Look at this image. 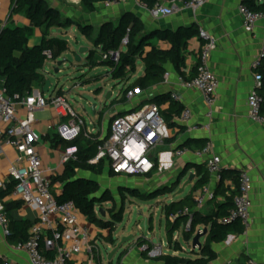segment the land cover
<instances>
[{"label": "crops", "instance_id": "obj_1", "mask_svg": "<svg viewBox=\"0 0 264 264\" xmlns=\"http://www.w3.org/2000/svg\"><path fill=\"white\" fill-rule=\"evenodd\" d=\"M243 1L211 0V2L196 12L183 9L182 4L176 1L173 4L176 9L173 16L154 19L150 15L149 9L142 5L139 0H124L117 6L101 5L98 11L93 14L84 13L80 7L83 13L79 14L75 20L80 24L92 25L96 32H98L102 24L112 22L117 25L121 16L126 12H130L143 22L146 32L166 29L175 31L195 25L200 31H205L216 41L217 47L212 54L209 66L219 78L220 85L217 91V100L213 108L212 120H209L206 116L208 110L202 94L196 90L186 89L180 83V76L171 65L167 66L169 74L168 82L164 81L146 92L135 95L132 99L124 95V91L132 86L144 73L138 77L136 72V74L129 76L127 79L118 81L123 88L122 94L116 101L111 103L112 106L108 111V117L110 122H112L115 116H123L144 105L154 104L150 101L159 95L169 94L172 100L173 95L179 97V101L177 102L185 110L191 111L192 118L186 125L179 123V117L175 118L176 123L183 129H169L170 144H165L164 141L163 144L158 146L155 151L154 162L158 165V169L156 170L157 176L170 180L174 176L177 177L184 168L188 171L187 176L194 174L196 177L198 166H206V163L213 156L220 157L222 161L221 167L228 172V175L224 179H219L216 175L208 173L207 176L210 180L204 189L214 193L216 198L208 200L201 209L196 207L203 215H209L217 211V206L224 203L227 197L232 195L237 196L238 178L242 172H246L251 176L254 189L251 193L252 210L250 227L243 234L231 235L224 243L214 244L213 249L217 253V259L210 264H243L249 260L264 263V125L251 121L248 104L249 95L258 88L260 81L258 73L252 69V64L255 60L262 58L264 66V21L258 23L252 31H247L243 27L239 13V7L243 4ZM256 2L262 4L264 0H256ZM75 3L80 4V0H75ZM162 4L164 6H173L172 3L166 1H162ZM52 6L62 11L59 6L55 4H52ZM11 9V0H0V23L10 27L30 26L24 15H12ZM40 40L41 32L36 31L35 36L31 39V46L39 44ZM86 41L89 46L88 48L94 47L87 39ZM153 43L161 49L169 48L168 45L157 40H154ZM199 45L200 41L198 38L193 39L186 52L187 68L185 69V73L187 76L190 75L192 69L197 67L199 63ZM69 47L73 51L70 45ZM143 66L145 71L144 63ZM36 90L42 91L39 87ZM111 97H113V93ZM167 107L168 104L162 106L161 109H166ZM106 117H103L102 113L98 121L104 123ZM35 118L37 130L41 135L38 149L43 157L44 166L55 168L64 150L60 147L53 148L50 142L47 141V136L51 133H56L53 128H49L57 125L58 120L52 109L36 113ZM209 124L210 129H204V126ZM195 127L198 129L192 131V128ZM100 132L101 130L99 128L96 129V127L92 131V133L99 135ZM107 136L108 134L100 135L102 139H105ZM208 142L213 145L212 152L198 157L196 152L202 150ZM187 143L189 144L187 145ZM182 150L187 151V153L183 156H178L177 152ZM16 156V152L9 148L5 149L3 155H0V182H10L9 168L11 162L16 159ZM63 170L64 168L60 169L53 176L60 175ZM154 173L155 171L152 174ZM82 177H90L97 181L96 177L89 174H82ZM143 178L141 177V180ZM147 181L150 182L151 180ZM196 181L197 177L189 187L190 191ZM160 182L163 181L160 180ZM141 185H139L140 188H146V185ZM53 190L59 193L61 188L59 185H56L53 187ZM202 190L194 193L193 197L195 201ZM182 198L175 199L180 200ZM11 201L16 200L11 196L0 200V212ZM11 216L14 221H26L30 223H37L39 221L38 212L24 205L12 211ZM82 222L89 224L91 228L93 246H97L98 241L105 239L106 230L90 224L83 218ZM199 229L203 230L204 227ZM156 247H159L158 255L181 257V252H176L171 247H169L168 254H162V245ZM119 253L122 264H164L153 260V256L156 254L143 255L138 245L133 248L126 245ZM0 254L6 261L12 264H31L28 253L18 249L16 245L9 242L1 225ZM90 257L89 253L84 252L75 256L70 262L71 264H89L91 261ZM96 260L100 262L98 257Z\"/></svg>", "mask_w": 264, "mask_h": 264}, {"label": "trees", "instance_id": "obj_2", "mask_svg": "<svg viewBox=\"0 0 264 264\" xmlns=\"http://www.w3.org/2000/svg\"><path fill=\"white\" fill-rule=\"evenodd\" d=\"M118 1L80 0V5L84 13L93 14L98 11L99 6ZM139 1L148 9H152L158 3V0ZM162 1L172 3L178 0ZM11 2V14H22L30 23V26L26 27L6 26L0 32V88L4 87L8 97L14 101L30 96L37 87L44 88L46 78L43 70L46 63L48 61L57 63L70 50L68 41L52 37L50 32L56 28L69 29L74 25L78 28L80 34L95 47V50L88 53V66L92 69L107 68L109 70L108 77L111 80L123 81L127 79L129 76L136 74L139 60L144 63V75L128 87L124 91V95H128L129 92L134 90L146 92L163 83L164 77L168 73V65L173 66L175 72L186 79H190L196 74L197 67L192 69L189 76L185 73L187 68L186 52L189 49L190 42L198 38L200 34L199 28L195 25L175 31L166 29L146 32L143 22L135 14L126 12L121 16L117 25L106 22L96 32L92 25L80 24L69 18L65 19L63 14L57 8L51 6L47 0H11ZM243 5H246L253 12H264V3L258 4L256 0H244ZM36 31L41 32V40L39 44L31 46L30 42ZM154 40L168 45L169 48H158L153 43ZM125 41H127L126 44H124ZM200 41L202 42V40ZM99 49H101L100 52ZM97 54L100 58H97ZM110 54H119L118 60H113ZM104 56L108 57L104 59ZM256 72L260 78L257 90L264 99L263 61L262 66ZM58 94L63 95L64 93L60 91ZM150 102L159 107L168 104L166 109H161V115L168 129H183L176 123L175 118L180 117L185 109L179 102L172 100L171 95H159ZM262 112L264 113V102ZM47 141L50 142L53 148L60 147L64 151L72 146L77 148L76 159L69 161L60 175L50 178L52 187L59 185L61 188L59 193L53 190L57 201L60 204L73 202L83 219L98 228L106 230L110 236L123 221L124 204L127 197L148 203L161 196L174 194L179 186V181L184 179L188 172L180 176L176 187L166 186L160 190L143 192L138 188L121 186L119 194L122 197V208L117 210L116 200L109 191H102L99 182L82 177V174L100 177L107 170L105 163H91L97 154L98 147L104 141L99 134L87 135L85 130L74 142L65 143L57 133H51L47 136ZM165 144H170L169 138L165 140ZM157 169L158 165H156L155 171ZM208 173L206 166H198L196 170L197 181L189 195L164 206L168 244L174 245L176 252L184 253L180 243L173 241L175 234L182 231L183 240L190 243L196 230L204 227L209 232L204 238L205 241L201 251H190L195 258L160 255L153 258L154 261L164 264H210L217 259V253L213 249L214 244L224 243L231 235L245 232V228L240 221L228 224L221 222L223 218L228 216L232 208L234 195L227 197V200L219 204L217 211L212 214L203 215L196 209L197 202L193 195L208 185L210 180L207 176ZM109 175L115 177L113 174ZM226 175H228V172L222 169V179ZM152 176L153 174H150L145 178H152ZM15 185L16 182L10 181L6 184V189H0V200L11 196ZM107 203H111L113 207L106 211L110 218L105 220L100 218L97 210L102 209V206ZM22 206V202L11 201L3 208V213L9 221L10 233L7 236L8 240L16 246L29 240L30 230L35 225V223L14 221L12 219L11 212ZM152 226L153 223H150L149 228L151 230L153 229ZM51 237V234H49L48 238ZM109 239L110 244L116 246V240ZM137 245L140 249L147 247L146 251H142L145 256H148L153 250V245L147 240L140 239ZM41 249L47 259L53 260L55 258V251L45 248L44 238L41 241ZM68 264H71V262Z\"/></svg>", "mask_w": 264, "mask_h": 264}, {"label": "built area", "instance_id": "obj_3", "mask_svg": "<svg viewBox=\"0 0 264 264\" xmlns=\"http://www.w3.org/2000/svg\"><path fill=\"white\" fill-rule=\"evenodd\" d=\"M123 1L119 0L106 5L117 6ZM178 1L182 4L183 9L194 12L211 2V0ZM174 3L172 2V5ZM175 12L174 5L164 6L162 0H158V3L149 9V13L154 19L170 17ZM239 13L243 27L247 31H252L258 23L264 21V12H253L243 4L239 7ZM6 26V24L0 23V32ZM198 40H202V42L200 41L198 47L199 63L196 74L190 79L180 77L179 81L186 89L196 90L202 94L208 110L206 116L212 120L220 82L211 70L209 62L217 44L205 31H200ZM126 43L127 41L124 44ZM98 51L100 52L101 49ZM107 57L104 56V59ZM110 57L117 61L119 54H110ZM261 66L262 58H259L253 62L252 69L256 71ZM168 79L169 74L167 73L164 81L168 82ZM140 93L142 92L134 90L129 92L127 97L132 99ZM172 98L179 101L177 95H173ZM263 102L264 99L257 89L249 95V117L252 122L259 125H264ZM46 109H52L58 120L57 125L49 129L53 128L63 142H74L85 130L87 135L93 134L86 129L85 122L73 110L65 94L56 93L46 98V94L35 89L30 96L14 101L8 97L4 87L0 88V155H3L7 148L14 150L17 154L9 168L10 181L16 182L11 197L22 202L24 206L35 209L39 214V221L30 230L29 240L18 245L17 248L28 253L31 264H68L75 256L84 252L91 255L89 264H102L98 246L92 245L93 239L89 224L82 222V216L73 202L60 204L53 193L51 176L63 169L69 161L76 159L77 148L74 146L67 148L55 168L44 166L43 157L38 149L41 135L36 127L35 115ZM191 118V111L186 109L178 121L186 125ZM197 129L196 127L192 128V131ZM204 129L209 130L210 124L204 126ZM168 138L169 129L161 115V107L156 104H147L136 111L114 119L109 136L103 139L104 141L98 147L97 154L91 163H105L108 173L115 177L145 178L155 171V151ZM212 150L213 145L208 142L202 150L196 152V155L202 157L210 154ZM186 153L187 151L182 150L178 151L177 155L183 156ZM221 164L220 157L213 156L206 163V168L210 174L221 179ZM6 184L0 182V189H6ZM253 189L251 176L242 172L238 179V194L233 200L228 216L221 220L222 223L240 221L245 231L250 227ZM215 198L214 193L204 189L196 199L197 207L201 209L208 200ZM0 225L4 229L5 235L8 236L10 233L9 221L3 210L0 212ZM48 234H51L52 237L48 238ZM43 238L45 248L56 253L53 260L47 259L41 249ZM146 250V246L141 248V251ZM158 252V249L154 250L153 248L149 254L158 255ZM97 257L100 262L96 260ZM0 260V264H12L6 261L1 254ZM247 264L264 263L249 260Z\"/></svg>", "mask_w": 264, "mask_h": 264}, {"label": "rangeland", "instance_id": "obj_4", "mask_svg": "<svg viewBox=\"0 0 264 264\" xmlns=\"http://www.w3.org/2000/svg\"><path fill=\"white\" fill-rule=\"evenodd\" d=\"M47 1L51 6L52 4L59 6V8L62 10L59 11L63 14L65 19L69 18L75 21L79 14L83 13L80 9L81 5L75 3V0ZM50 35L52 37H58L68 41L74 52L70 50L67 55H63V57L59 60L61 61L64 58H67L68 60V63L59 68V73L55 72L57 69V63L59 61L57 63L52 61H48L46 63L43 74L46 80L49 79L52 82V89L46 94V98H49L62 91L66 95L69 103L72 105L73 110L85 122V127L88 131L92 132L96 127V129L99 128V130H101L100 135L108 134L110 125L113 122H110L108 111L112 106L111 103L116 101L122 94L123 88L120 86L121 83L111 80L108 77V74L102 75L104 71H109L107 68L99 67L92 69L88 66V64L86 65L88 62V54L81 56V62L76 61V56L78 55L79 51L83 48H88L89 46L87 44L86 38L80 34L78 28L75 25L69 29H52ZM89 49L90 51H93L95 50V47H91ZM97 58H100L99 54H97ZM137 66V76L139 77L144 73V66L141 60L137 62ZM110 93H113V97H111L109 101H106V98ZM102 113L103 117L107 116L104 123L98 121ZM115 118L117 117H113V120ZM189 177L190 175L186 176L181 181H179V176H174L170 180L165 178L162 179L157 176V171H155L152 178L150 179L145 180L143 177V180H141V177L126 179L125 177H112L108 174L107 170L102 176L96 177L97 182H99L101 185L102 191L107 190L114 196L117 210L122 208V197L119 194V188L121 186L138 188L143 192H149L160 190L166 187L167 184L168 187H176L179 184L174 194L161 196L158 199L148 203H143L139 200L127 197L124 204L125 212L122 223L117 226L112 236H110L109 232H107L105 239L98 241L97 243V246L100 250L102 264H122L120 253L114 257L112 262H109V255L125 238H132V240L126 244L131 248L137 247L138 240L143 239L149 241L153 245L154 250L159 248L156 246L162 245V254H168L169 247L174 250V245L168 244L164 206L169 205L170 203L186 196L189 193V187L193 182L185 187L184 192L179 195V191L184 187ZM147 180L151 181L148 182ZM160 180L163 182L159 183ZM178 181L180 183H178ZM141 184L146 185V188H140L139 185ZM112 207L113 205L111 203H107L102 206V209L106 212L109 209H112ZM98 215L100 218L105 220L110 218L107 214L105 217H103L99 211ZM145 220H148V225L153 223V229L151 230L149 228L148 234H146ZM199 231H201V229L196 230L193 238ZM109 238L116 240V246L110 244ZM173 241L180 243L182 246L184 253H181V257L194 258V256L190 253L191 250L193 251L192 241L190 243H186L183 240L182 231H179L177 234H175ZM202 243H204V239L202 240ZM157 256L160 255H155L153 257L155 258Z\"/></svg>", "mask_w": 264, "mask_h": 264}, {"label": "water", "instance_id": "obj_5", "mask_svg": "<svg viewBox=\"0 0 264 264\" xmlns=\"http://www.w3.org/2000/svg\"><path fill=\"white\" fill-rule=\"evenodd\" d=\"M90 52L89 48H83L79 51L78 55L76 56V61L81 62V56L88 54ZM66 63H68L67 58L62 59L61 61H59L57 63V69H56V73H59V68H61L62 66H64ZM108 71H104L102 73V75H107ZM52 88V82L48 79L46 80V84L44 86V88L42 89V93L47 94L50 92V89ZM111 98V93L107 96L106 101H109V99ZM187 172V169L184 168L180 173H179V179L181 175H184ZM195 180V175L194 174H190V177L188 179V181L185 183L184 187L179 191V195L182 194L185 190V187H187L188 185H190L193 181ZM99 212L101 213V215L103 217L106 216V212L103 209H99ZM142 219V218H141ZM145 225H146V234H148L149 232V225H148V220H145ZM208 229H203L202 231H199L195 237L192 240V249L193 250H198L201 251L202 247H203V243H202V239H204L207 235H208ZM132 240V238H125L122 242H120L118 244V246L110 253L109 255V262H112L114 257L122 250V248L130 241Z\"/></svg>", "mask_w": 264, "mask_h": 264}]
</instances>
